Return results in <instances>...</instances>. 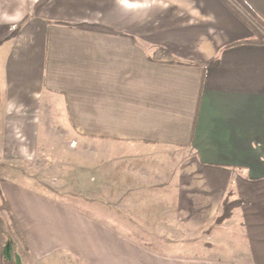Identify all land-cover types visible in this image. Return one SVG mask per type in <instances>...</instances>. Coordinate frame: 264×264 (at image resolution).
Returning a JSON list of instances; mask_svg holds the SVG:
<instances>
[{"label": "crops", "instance_id": "obj_1", "mask_svg": "<svg viewBox=\"0 0 264 264\" xmlns=\"http://www.w3.org/2000/svg\"><path fill=\"white\" fill-rule=\"evenodd\" d=\"M225 1L249 24L221 0H0V207L30 262L264 264V0ZM53 134L110 220L14 169Z\"/></svg>", "mask_w": 264, "mask_h": 264}, {"label": "rangeland", "instance_id": "obj_2", "mask_svg": "<svg viewBox=\"0 0 264 264\" xmlns=\"http://www.w3.org/2000/svg\"><path fill=\"white\" fill-rule=\"evenodd\" d=\"M1 40L2 36L0 33V99L2 96L3 52L5 51V46ZM42 126L44 125L42 124ZM85 140L87 141L89 139ZM47 141H49L47 144H51L49 145L50 149L48 151L39 150V155L43 157L44 160L39 161L32 166L14 167V169H21L22 173L31 175V177L35 178V187L45 194L74 205L78 203L79 207L83 208L85 211L86 217L90 216L100 222L110 220L109 215L115 210L109 206L110 199L107 197L108 184L103 181V179L107 178V175H102L101 177L103 182L97 181L94 188L92 177L93 167L76 166V149L71 151L69 158L71 157L72 159L68 160L66 157L67 155H64V152L62 153L57 151L53 147V144L55 143H64L65 138L58 134H53V137L49 138V140L47 139ZM84 157L91 159V146L85 149ZM66 162L69 166H64ZM77 173H79V181ZM121 202L123 203V201ZM121 207H117V209L124 210V204L121 205ZM118 216L120 219L124 220L123 213ZM2 218L4 225L6 224L3 239L12 243V248H8V250L10 249L8 252L4 249H0L3 264H83V262L81 263L79 259L71 255V253L61 250L58 252L56 251L50 257L38 263L30 262L26 253L28 249H26L23 239L19 237L17 230L11 226L10 215L4 212L2 214ZM3 242L4 241H2V243ZM186 244L187 242H182L180 244L181 246H173L168 250V252L172 253L175 251L182 254V256L185 254L189 255L191 251H189V245ZM191 246H194V243H191ZM165 247H167V245H165Z\"/></svg>", "mask_w": 264, "mask_h": 264}, {"label": "trees", "instance_id": "obj_3", "mask_svg": "<svg viewBox=\"0 0 264 264\" xmlns=\"http://www.w3.org/2000/svg\"><path fill=\"white\" fill-rule=\"evenodd\" d=\"M221 1L223 3H225L228 6V8L230 10H232L236 15H238V12L235 11V9L232 8L229 4H227V2L225 0H221ZM234 2H236V4L240 7V9H244L245 8L240 0H234ZM238 16H239L238 18L241 19L246 25L249 24L248 21L245 19V17H240V15H238ZM239 205H240V202H229L227 200L224 201L222 214H221L220 217H218L216 219L215 223L216 224H221L222 222H224L225 220L230 218L233 209L235 207L239 206ZM2 212H6L7 213V210H6L5 206L4 207H0V249H4V250H6L8 252L12 248V243L10 241L8 242L7 240L3 239V235H5V227H6L5 225L6 224L4 225L3 218H2ZM7 214L9 215V213H7ZM10 220H11V226H13L14 229L17 230L15 222L12 220L11 216H10ZM17 232H18V230H17ZM18 235H19V232H18ZM2 241H4V242L2 243ZM9 244H10V246H9ZM8 248H10V249L8 250Z\"/></svg>", "mask_w": 264, "mask_h": 264}]
</instances>
